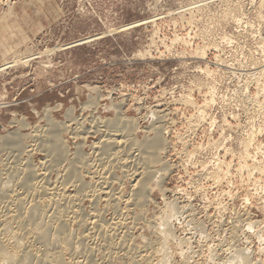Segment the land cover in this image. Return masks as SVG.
<instances>
[{
  "label": "rangeland",
  "instance_id": "obj_1",
  "mask_svg": "<svg viewBox=\"0 0 264 264\" xmlns=\"http://www.w3.org/2000/svg\"><path fill=\"white\" fill-rule=\"evenodd\" d=\"M157 135L165 147L135 198ZM56 138L62 158L46 148ZM116 138L138 142L134 162L99 149ZM26 168L74 197L70 228L84 241L68 262L154 264L173 206L169 264H234L237 252L264 264V0H0V184L11 180L16 201L0 197V220L47 205L22 187ZM101 226L120 237L112 260Z\"/></svg>",
  "mask_w": 264,
  "mask_h": 264
},
{
  "label": "bare ground",
  "instance_id": "obj_2",
  "mask_svg": "<svg viewBox=\"0 0 264 264\" xmlns=\"http://www.w3.org/2000/svg\"><path fill=\"white\" fill-rule=\"evenodd\" d=\"M9 3V2H8ZM10 5V4H9ZM47 113V112H46ZM119 122V121H118ZM126 122V121H125ZM135 122V121H134ZM134 123H127L125 125H123L122 123V120L121 122L118 123V129L116 130L117 132H124L126 134L123 135V137L125 138V135L126 136H130L131 132H133V129H134ZM68 126V125H67ZM93 126V125H92ZM121 127L122 129H124L125 131H122L121 130ZM138 127V126H137ZM54 128V126H53ZM69 128V127H68ZM136 128V127H135ZM55 129V128H54ZM91 130V129H90ZM92 131V130H91ZM101 131V130H100ZM59 132V131H58ZM61 132V131H60ZM59 132V133H60ZM118 132V134H119ZM137 132V131H136ZM44 133V132H43ZM45 134V133H44ZM57 134V133H56ZM108 134V133H107ZM62 135V134H61ZM58 138H59V134H57ZM121 136V135H119ZM122 137V136H121ZM133 137V136H132ZM15 138V137H13ZM11 138V140L13 139ZM40 138V137H39ZM108 138V136H107ZM113 138V137H111ZM131 138V136H130ZM130 138L126 139V140H123L122 141V138L121 140H118L116 138V140L114 141H106L108 139H105V143L103 141V145H102V149L99 147L100 150H102L105 154H108V153H113V151L115 150H119L117 153L114 154V159H115V164H121V165H127V163H129V159H132V161L134 162V160L136 159L137 156H134L132 152V150H134L135 148V145L138 144L137 141H134L131 140ZM10 139V137H9ZM41 139V138H40ZM50 139H53L50 137ZM55 139V138H54ZM110 139V138H109ZM43 140V138H42ZM61 140V139H60ZM44 143H47L45 142V140H43ZM54 141V140H53ZM52 141V142H53ZM8 142V141H7ZM10 144H14L16 145L17 147H19L18 143L16 142H12V141H9ZM3 145V143H2ZM39 145V144H38ZM7 146H9L7 144ZM45 147V146H44ZM122 148L123 149H119V148ZM165 147V144H164V141L161 139V137L159 135H157L155 138L151 139L150 142H148V144L145 146L146 149H148V153L146 155H149V158L152 157L151 161L148 160L147 162V158H145L143 161L144 163L143 164H140V167L138 169L135 170L134 172V169H132L134 172L133 174L136 176V177H140V180H137L138 182H136L137 186L136 187H139L141 190L137 191L136 192V195H135V198L137 197H140V196H143V194H140V192L142 191L144 194H146L147 190L144 189L145 188V181L151 176L152 172L151 171V167L147 166V164H152V163H155L158 159L155 160V158H157V155H158V152L160 150H162V148ZM38 148V147H37ZM47 148V151H51V152H55L56 153V158H62L63 157V154H64V151H63V144L60 143L59 139L56 138V140L52 143H50L48 146H46ZM98 148V146H97ZM29 149V148H28ZM19 151L21 150L18 149ZM24 151V150H22ZM26 153V152H25ZM65 155V154H64ZM98 153L96 154V157H97ZM104 155V154H102ZM31 156V155H30ZM105 156V155H104ZM99 157V156H98ZM106 157V156H105ZM15 158V157H14ZM101 159V158H100ZM99 159V161H100ZM105 159V158H104ZM245 159V158H244ZM243 159V160H244ZM140 160V159H139ZM88 161V160H87ZM85 160V163L88 164ZM96 161V160H95ZM99 161H97L99 163ZM94 162V161H93ZM133 162H130V163H133ZM10 164V163H9ZM86 164V166H88ZM93 164V163H92ZM103 164V162H102ZM85 165V164H84ZM111 165V164H110ZM110 165L108 166L107 170L109 169ZM113 165V164H112ZM76 166V165H75ZM93 166V165H92ZM102 166V165H101ZM139 166V165H138ZM147 166V167H146ZM74 167V166H73ZM83 167V166H82ZM90 167H91V164H90ZM95 167V166H94ZM106 167V166H105ZM104 167V168H105ZM137 167V166H136ZM28 168V166H27ZM26 168V171H23L25 170V168L22 170L23 172H21L20 174V181H21V184H22V187L24 188H27V190L30 191V195L32 197H45L44 199L46 200V203L47 205L45 204H41L43 202H39L38 204H41V205H38V204H31L30 202L32 201H28L29 203H20L19 204V209L16 210L19 211L21 214H20V217H17V218H12L10 219L9 217L7 218H4L2 220H0V264H78V262L76 263H73V262H68L67 260V257H70L72 256V261L74 260L73 257L78 258V255L80 254V258H81V251L83 250V247L81 245V243L84 241V240H80L81 243H79L78 241L75 242L77 238V236H75L76 238H74L73 236V231H71V228H70V225L71 223L74 221L71 220V217L74 215H77V213H72L73 211V198L74 197H71L70 196V199H68V195H67V199L62 195V191H58L56 194L53 193L51 194L49 191H47L48 189L46 187H44L43 185H39L37 183V179L35 174H34V171L35 170H29ZM243 168V167H242ZM15 170V169H14ZM106 170V171H107ZM8 171V170H7ZM50 171V170H49ZM94 171V170H93ZM109 171V170H108ZM107 173H110L108 172ZM110 171H111V167H110ZM131 171V169H130ZM129 170L127 172L131 173ZM47 172V171H46ZM78 172V171H77ZM76 172V170H71L69 171L68 173V176L70 177V180H74V179H77L78 178V173ZM112 172V171H111ZM48 173V172H47ZM129 173H126V174H129ZM44 174V173H43ZM43 174H42V177H43ZM103 174L104 173V169H103ZM132 174V175H133ZM83 175V174H82ZM109 175V174H108ZM130 175V174H129ZM41 176V175H40ZM50 176V175H49ZM102 176V175H101ZM128 176V175H127ZM131 176V175H130ZM39 177V176H38ZM41 177V178H42ZM46 177V176H45ZM67 177V178H69ZM105 176L103 175V179H102V185H105L107 179L106 177L104 178ZM108 177V176H107ZM135 177V178H136ZM134 178V177H133ZM132 178V179H133ZM100 179V180H101ZM139 179V178H138ZM35 180V181H34ZM79 180V179H77ZM46 182V180H44ZM43 181V182H44ZM75 181V180H74ZM5 182V181H4ZM3 184H0V197H2L3 194L7 195L8 199L12 201V203H15L16 204V201L15 200H12L14 199L13 197H9L8 195H10L9 193L11 192L10 190L12 189V187L10 186V184H12L11 180L10 181H7L6 183ZM48 182V181H47ZM69 182V181H68ZM101 182V181H100ZM2 183V182H1ZM40 183V182H39ZM75 183V182H74ZM97 183V182H96ZM100 184V183H99ZM66 185V183L64 184ZM72 185H74L72 183ZM70 185V186H72ZM94 185V184H93ZM98 185V184H97ZM96 185V186H97ZM101 185V186H102ZM63 186V184H62ZM67 186V185H66ZM68 186V187H70ZM79 186V185H78ZM100 186V187H101ZM55 187V186H54ZM73 187V186H72ZM99 187V188H100ZM107 186H105L106 188ZM58 188V187H57ZM67 188V187H66ZM77 188V187H76ZM86 188V187H85ZM104 188V187H103ZM108 188V187H107ZM10 189V190H9ZM47 189V190H45ZM55 189V188H53ZM101 189V188H100ZM50 190V189H49ZM56 190V189H55ZM61 190V189H60ZM95 190V189H94ZM102 190H105V189H102ZM65 191V190H64ZM100 191V190H99ZM98 193H101V191ZM109 191V190H108ZM111 191V190H110ZM15 192V190H14ZM67 192V190H66ZM65 192V193H66ZM103 192V191H102ZM141 192V193H142ZM16 193V192H15ZM15 193H11L12 195H14ZM19 193V192H17ZM92 193V192H91ZM93 194V193H92ZM4 195V196H5ZM29 195V194H28ZM27 195V196H28ZM95 195H96V192H95ZM98 195V194H97ZM104 195V193H103ZM107 195V193H106ZM108 195H109V192H108ZM113 195V194H112ZM15 196V195H14ZM54 196V197H53ZM88 196V195H87ZM94 200V197L96 196H91ZM114 197V196H112ZM119 197V196H118ZM19 198V197H18ZM72 198V200H71ZM75 198H77V196H75ZM117 198V197H116ZM22 199V198H21ZM31 199V197H30ZM34 199V198H33ZM31 199V200H33ZM43 199V201H44ZM80 199V197H79ZM88 199V198H87ZM115 199V198H114ZM114 199H108L106 200L107 202L108 201H111ZM120 198H118L117 200H119ZM131 199H132V196H131ZM130 199V200H131ZM20 200V198L18 199ZM18 200H17V203H18ZM76 200V199H74ZM89 200V199H88ZM92 200V201H93ZM123 200V199H122ZM121 200V201H122ZM21 201V200H20ZM24 201V200H22ZM35 201V200H34ZM116 201V200H115ZM128 201V200H126ZM124 200V204H125V209L127 207H129V202H126ZM133 201V199H132ZM131 201V202H132ZM8 202V201H7ZM6 202V203H7ZM37 201H35L34 203H36ZM75 202V201H74ZM106 202V203H107ZM112 202V201H111ZM130 202V203H131ZM10 202H8L9 204ZM76 203V202H75ZM94 203V202H93ZM97 203V202H96ZM115 203V202H114ZM120 203V202H119ZM118 203V204H119ZM135 202H133V205H134ZM73 204V205H72ZM99 204V203H98ZM132 204V203H131ZM130 204V205H131ZM136 204V203H135ZM1 205V204H0ZM13 205V204H12ZM11 205V206H12ZM18 205V204H17ZM76 205V204H75ZM109 205V203H108ZM114 205H117L116 203ZM120 205V204H119ZM118 205V206H119ZM117 206V207H118ZM7 207V206H6ZM14 207V206H13ZM16 207V206H15ZM75 207V206H74ZM113 207V206H112ZM8 208V207H7ZM12 208V207H11ZM10 208V209H11ZM122 208V207H121ZM98 209V208H97ZM1 210H2V207H1ZM4 210V208H3ZM9 211V210H7ZM14 211V210H13ZM12 211V212H13ZM121 211V209H120ZM176 209L173 208V206L171 207L170 209V216L168 218V220H166V222L164 223V227L161 226V228H163V232H160V234H162V241H161V244L158 248V260L154 263V264H169L170 263V251L171 249L169 248L171 242H173L172 240L173 239V232H172V226H171V219L172 218L171 216L174 215V213L177 215V212H175ZM5 212V211H4ZM97 212V211H96ZM100 212V211H99ZM122 212V211H121ZM9 213V212H8ZM10 214V213H9ZM93 214V213H92ZM91 214V216H93ZM96 214V213H95ZM125 214H127V212H125ZM8 215V214H7ZM12 215V214H11ZM15 215V214H14ZM97 215V214H96ZM96 215H94L96 217ZM122 215V213H121ZM19 216V215H18ZM90 216V219H92V217ZM124 216V214H123ZM141 216V214H140ZM73 217V218H74ZM137 217H139L137 215ZM176 217V216H174ZM173 217V218H174ZM1 218V217H0ZM76 218V217H75ZM79 217H77L78 219ZM77 219L75 221H77ZM89 219V220H90ZM97 219V218H96ZM101 219V218H100ZM99 219V221H100ZM69 220V221H68ZM70 220L72 221L70 223ZM93 220H94V217H93ZM81 221V220H80ZM88 221V219L86 220ZM96 222V221H95ZM94 222V223H95ZM79 223V222H78ZM80 224V223H79ZM78 224V225H79ZM82 224V223H81ZM93 224V223H92ZM125 224V223H124ZM83 225H86V224H83ZM88 225V224H87ZM91 225V224H90ZM97 225V224H96ZM99 225V224H98ZM103 225V224H102ZM117 225V224H116ZM123 225V224H122ZM81 226V225H80ZM95 226V225H94ZM93 226V227H94ZM100 226V225H99ZM108 226V225H107ZM118 226V225H117ZM121 226V224H120ZM97 227V226H96ZM102 227V226H101ZM99 227V228H101ZM123 227V226H122ZM119 228V226H118ZM94 229V228H93ZM96 229V228H95ZM117 229V228H116ZM123 230V228H121ZM128 229V228H127ZM97 231V229H96ZM121 231V230H119ZM127 231V230H126ZM100 232V230H99ZM125 232V230H124ZM117 232H115V230L111 227H106V228H103L102 227V232H101V235L103 236V238L105 239V243H107V247H106V251H108L107 253V258L111 259L114 257V253H115V244H114V239L118 240L119 237V234H117ZM120 233V232H119ZM99 234V233H98ZM125 234V233H124ZM127 234V233H126ZM130 234V233H129ZM127 234V236L129 235ZM159 234V233H158ZM87 236V235H86ZM121 236V235H120ZM124 236V235H123ZM123 236H121L122 238H124ZM92 237V236H91ZM81 238V237H80ZM84 238V237H83ZM101 238V237H100ZM78 239V238H77ZM82 239V238H81ZM90 239V238H89ZM125 239V238H124ZM79 240V239H78ZM123 240V239H122ZM120 240V241H122ZM33 241V242H32ZM31 242V244H34V243H39L40 245H44V249H45V252L43 253L42 251L41 252H37L35 250H32L31 247L33 245H29V243ZM86 242V241H85ZM123 242H125L123 240ZM122 242V243H123ZM117 243V242H116ZM100 244V243H99ZM121 244V242H120ZM120 244L119 246L117 247H120ZM124 244V243H123ZM122 244V245H123ZM159 244V243H158ZM35 245V244H34ZM125 245V244H124ZM127 247V246H126ZM132 247V246H131ZM130 247V248H131ZM41 248H43L41 246ZM104 248V247H103ZM129 248V247H128ZM127 248V249H128ZM36 249V248H35ZM87 249V248H86ZM97 249V248H96ZM100 249V248H98ZM102 249V248H101ZM124 249H126L124 247ZM39 250V249H38ZM104 250V249H103ZM104 250V252H105ZM117 250V249H116ZM181 250V249H180ZM88 252V254H93L95 252V250H93V248L89 249V250H86ZM119 251V249H118ZM86 252V253H87ZM127 252V251H126ZM240 252V251H239ZM83 253V252H82ZM85 253V254H86ZM121 253V252H120ZM183 253V251L181 252ZM143 254V253H142ZM151 254V253H150ZM157 254V253H156ZM155 254V255H156ZM89 255V256H90ZM96 255V254H95ZM125 255V254H124ZM136 255V254H135ZM154 255V254H152ZM181 255V254H180ZM184 255V254H183ZM235 255V254H234ZM234 255L232 256L233 257V261L235 262L234 264H251V262L249 261L250 259L247 258L244 254H241V253H236L235 257L234 258ZM250 255V254H249ZM127 256V255H126ZM137 257L139 255H136ZM145 255L142 256V259L140 260L141 262L140 263H147V264H153V262L151 261V257L147 256V257H144ZM248 256V255H247ZM84 257V256H83ZM103 257V256H102ZM133 257H134V254H133ZM153 257V256H152ZM155 257V256H154ZM79 258V259H80ZM129 258V257H128ZM132 258V257H131ZM136 258V257H135ZM141 258V257H140ZM95 259V258H93ZM154 259V258H153ZM112 260V259H111ZM134 260V259H133ZM132 260V262H134ZM107 261V260H106ZM137 261V260H136ZM136 261L134 263H136ZM83 262V261H82ZM86 264H97V263H92L91 261L89 263H87L88 261L86 260L85 261ZM105 262V261H104ZM111 262V261H109ZM108 262V263H109ZM130 262L129 264H134ZM138 262V261H137ZM81 263V262H80ZM231 263H233L231 261ZM83 264V263H81ZM138 264V263H137Z\"/></svg>",
  "mask_w": 264,
  "mask_h": 264
}]
</instances>
